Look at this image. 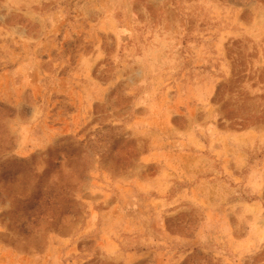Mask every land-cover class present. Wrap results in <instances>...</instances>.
I'll return each instance as SVG.
<instances>
[{
  "label": "rangeland",
  "instance_id": "obj_1",
  "mask_svg": "<svg viewBox=\"0 0 264 264\" xmlns=\"http://www.w3.org/2000/svg\"><path fill=\"white\" fill-rule=\"evenodd\" d=\"M0 264H264V0H0Z\"/></svg>",
  "mask_w": 264,
  "mask_h": 264
}]
</instances>
